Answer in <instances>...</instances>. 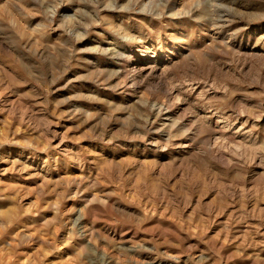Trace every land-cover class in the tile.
Masks as SVG:
<instances>
[{"label":"rangeland","instance_id":"374dc122","mask_svg":"<svg viewBox=\"0 0 264 264\" xmlns=\"http://www.w3.org/2000/svg\"><path fill=\"white\" fill-rule=\"evenodd\" d=\"M0 264H264V0H0Z\"/></svg>","mask_w":264,"mask_h":264}]
</instances>
